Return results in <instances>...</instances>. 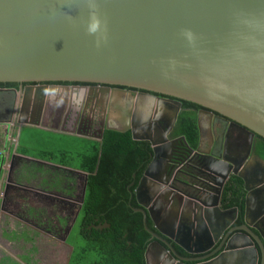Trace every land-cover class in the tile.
I'll list each match as a JSON object with an SVG mask.
<instances>
[{
  "label": "water",
  "instance_id": "obj_1",
  "mask_svg": "<svg viewBox=\"0 0 264 264\" xmlns=\"http://www.w3.org/2000/svg\"><path fill=\"white\" fill-rule=\"evenodd\" d=\"M60 82L104 87L105 102L111 92L109 114L116 125L108 123L107 129L130 132L152 148L153 161L135 190L142 207L136 210L145 225L150 216L157 230L145 227L156 238L146 249L147 264L150 257L152 264L175 263L173 256L164 260L163 243L177 254L169 241L188 254L204 255L228 230V236L241 232L229 237L219 256L198 264H258L259 255L264 264V160L251 171L262 172L256 183L226 157L206 163L220 184L231 170H241L237 175L248 192L244 224L233 226L238 208L222 210L217 197L183 199L180 206L166 199L173 186L161 173L178 151L171 137L176 127L151 126L165 122L156 118L162 112L154 100L158 94L194 103L209 117L216 113L264 139V0H0V83H27L18 92L19 141L27 126L60 131L36 117L35 105L54 106L65 87L49 83ZM107 86L151 94L149 111L139 114L138 99ZM10 125L0 123L4 136ZM198 129L196 153L204 135L201 125ZM147 193L149 199H140Z\"/></svg>",
  "mask_w": 264,
  "mask_h": 264
},
{
  "label": "flooded vegetation",
  "instance_id": "obj_2",
  "mask_svg": "<svg viewBox=\"0 0 264 264\" xmlns=\"http://www.w3.org/2000/svg\"><path fill=\"white\" fill-rule=\"evenodd\" d=\"M49 85L61 86L65 88H61L58 91L59 97L56 98L54 106H50L48 109H46L45 103H35L36 117H40L41 120L51 128H58L60 130L59 132H52L56 133V135H58L59 137H67L68 139H88L101 142L104 137L105 131L108 130V123L110 126L116 125L113 118H111V114H109V111L111 110L109 101H111L112 93L109 92V100L105 102V98H103V94L105 91L102 90L104 87H98V85L94 84L68 82L49 83ZM25 86H27V83L22 85L18 84L17 87L0 86V90H2L0 91V123L10 122L17 127V123L15 120L16 114L19 113L20 109V105L18 106V92L21 87ZM107 87H109L110 90L116 89L122 90L123 92L126 91V96L128 97L130 95H133L134 101L138 99L139 114H141V112L142 114H145L147 111H149L148 107L150 106L151 100L153 99L151 97V94L134 88L115 86ZM128 92H132L133 94H130ZM153 95H155L156 97H154V100L159 102V105L157 107L158 111H162L158 112L156 111L157 108L156 110L154 108L153 115L158 112L156 114V118H160L165 121L163 125L159 127L156 122H152L151 126H153L155 129H161L163 126L172 127V125L177 127L180 115L182 113H190L195 115L198 130V139L200 132V130L198 129L199 125L203 127L204 133V135L202 136L201 150L199 153H196L197 147L199 145V140L196 146H192L187 141V138L185 136L176 134V129L174 130V132H171V137L173 138V140H176V143H174V147H176L178 151L174 156H172V159H168L169 165L165 171V174L163 175V172L161 173L165 180H167V182L173 186L170 190V193L167 194L166 199H173V205L180 206V204H183V199H215L217 197V199H219L222 210L225 211L238 208V216L233 226H242L244 224V221L242 224H237L239 214L241 212L240 208L238 206L230 205L233 199H240L243 202L245 214V199H247L248 192L245 189L243 180L237 175L240 174L241 170L236 172H233V170H231L230 175H228L227 178H223V183L220 184L219 182L221 180L215 177L213 171L211 172L208 168H206V163L208 162V159L218 163L217 160H219V158L221 159L223 157H226L233 162L239 163V165H241V169H243L241 173L248 174L251 177L252 183H256L263 178L262 172L257 171L255 173H252L251 171L255 168L256 165H258L260 160H264V156L258 151L259 145H264V139L260 136L252 135L249 131H247L246 129H242L232 121H229L225 118H220L216 113H213L211 117H209L208 114L203 112L208 110L196 107H187L185 106L183 100L174 99L172 97L164 95ZM175 115L177 117L174 120L173 117ZM28 119H31V116H28ZM10 129H13L11 125L9 129H7V136ZM0 134H5V129L1 126ZM18 147L16 148V150H18ZM150 158L151 163L153 161L152 152L150 153ZM79 171L83 173L74 171V168L67 167V169H65V173H61L59 175L60 181L56 189V194L49 195L47 192L43 193V197L53 199L52 204L54 205V208L51 212V215L53 216V218L51 219V228L55 233L58 232V236L61 239H64L66 237L67 239L69 238L74 240L75 236H77V238L79 239L80 230H76V232L73 231L80 221V212L82 209V206L80 207L79 201H77V199L79 198V188L84 189V199H87L86 196L88 182L87 172L80 169ZM70 174L73 177L72 180L70 178ZM181 174L187 175L188 179L186 183L181 180ZM75 175L83 178L77 179ZM133 177L136 178V175L134 174ZM134 184L135 182H131L127 186V190L131 194L129 199H134L137 204V206H133L134 211L136 213L142 214V212L136 210L142 209V207L138 204L135 196V190L138 185L135 187ZM226 191L227 198H225ZM148 196V193L143 194L140 199H147ZM168 207L170 209V206ZM173 213L174 211L172 210L169 214L173 215ZM211 213L214 214L215 212ZM65 219H67V222L71 224L69 226V228H72L70 235L69 232H64L63 221ZM148 219L151 220L150 216H148L147 221ZM171 220L172 218H170L169 221L171 222ZM147 221L146 225L144 222L145 227L148 226ZM94 222H98V219H95ZM106 224L108 223H94L91 224L88 229L90 230V233L93 232L92 228L102 231L103 229H105L103 227ZM151 226L152 229H149L151 231L157 232L153 221L151 222ZM228 231L223 234L222 238L215 245V247L204 255L188 254L182 248L174 245L167 239L174 246L177 254L174 255L171 248L163 243V246L166 248V255L164 254V260H167V262H169L170 260H172V258L169 257L173 256L175 258L174 264H198L205 261L207 257V260L213 259L219 256V254L224 251L229 237L241 232V230H235L228 236ZM160 236L165 238L162 235ZM151 237L152 241L148 245V247L156 242V238L152 235ZM70 245L72 254L75 249V244L70 243ZM221 245L222 247L220 248ZM213 252L216 253L212 254ZM154 262L155 258L150 257L149 263L152 264ZM258 264H262L261 255H259Z\"/></svg>",
  "mask_w": 264,
  "mask_h": 264
},
{
  "label": "trees",
  "instance_id": "obj_3",
  "mask_svg": "<svg viewBox=\"0 0 264 264\" xmlns=\"http://www.w3.org/2000/svg\"><path fill=\"white\" fill-rule=\"evenodd\" d=\"M17 85L0 83L2 87ZM184 104L201 108L187 101ZM175 129L176 134L185 136L192 146L197 145L198 130L194 114L182 113ZM18 151L28 154L27 147L21 144ZM258 151L264 156L263 144L259 145ZM151 152L148 142L134 141L130 132L107 130L101 142L75 139L70 155L67 151L65 153V160H57V153L52 151L44 150L39 154L45 160L58 161L88 174L87 199H84L80 221L74 230H80L79 241L76 243L75 239H69L70 243L75 244V249L68 264H146L145 252L152 237L145 230L142 214L134 211L133 206L137 204L134 199H129L131 194L127 186L131 182H135V187L138 185L150 163ZM225 195L227 198V191ZM230 205L240 208L237 224H242L243 202L233 199ZM95 219L98 222H94ZM151 222L148 219L150 229ZM94 223H108L111 226L102 231L92 228L93 232L90 233L88 228Z\"/></svg>",
  "mask_w": 264,
  "mask_h": 264
},
{
  "label": "crops",
  "instance_id": "obj_4",
  "mask_svg": "<svg viewBox=\"0 0 264 264\" xmlns=\"http://www.w3.org/2000/svg\"><path fill=\"white\" fill-rule=\"evenodd\" d=\"M11 127L13 129H10L7 137L0 134V264H53L54 252H59L60 248L67 251L68 264L72 255L71 245L67 243L66 237L61 239L58 232L55 233L51 228L53 199L43 197L44 192L56 194L59 175L64 174L68 166L34 154L31 147L23 143V138L32 130L37 133V142L40 137L50 138L53 133L59 143L63 141V146H68L57 153V160L67 159L65 153L67 151L69 154L75 139L59 137L52 131L27 126L23 128L19 141L17 127L13 123ZM19 144L27 147L28 154H21L16 150ZM28 169L34 170V173L22 176ZM74 171L83 173L76 168ZM70 178H73L71 174ZM84 198V189L79 188L77 201L80 207L83 206ZM44 202L48 205L46 208ZM38 205L44 210L41 211Z\"/></svg>",
  "mask_w": 264,
  "mask_h": 264
},
{
  "label": "rangeland",
  "instance_id": "obj_5",
  "mask_svg": "<svg viewBox=\"0 0 264 264\" xmlns=\"http://www.w3.org/2000/svg\"><path fill=\"white\" fill-rule=\"evenodd\" d=\"M16 129H18V126H17ZM28 133L30 135L29 134H25L26 136H24V138H23V143L26 144V145H29L31 147V151L34 154H40L45 149L52 150V151L58 153L62 149H66V147H68V146H63L64 145L63 141H61V143H59V140L56 139V136L53 133H51L50 138H48V137H43V138L40 137L38 139V142H37V133H33V130L29 131ZM1 140H2V138H1ZM60 144H62V145H60ZM65 145H68V142H65ZM33 173H34V170L28 169L27 171L22 173V176H25L27 174H33ZM24 202L25 201H23V203ZM34 202H35V200H34ZM47 206H48L47 203L44 202V208H46ZM38 208H40L41 211L44 210V208L40 207L39 205H38ZM70 225L71 224H69L67 222V219H65L63 221L64 232H68L69 231V235H70V232L72 231V228L69 230V226ZM78 241H79V239L77 238V236H75V242L77 243ZM67 243L70 244L69 238L67 239ZM45 249L50 251V249H48V247H45ZM67 255H68L67 251L65 252L62 248H60L59 252L55 251L54 252V257H53V260H52L53 264L54 263L55 264H66ZM49 262H51V257H49Z\"/></svg>",
  "mask_w": 264,
  "mask_h": 264
},
{
  "label": "clouds",
  "instance_id": "obj_6",
  "mask_svg": "<svg viewBox=\"0 0 264 264\" xmlns=\"http://www.w3.org/2000/svg\"><path fill=\"white\" fill-rule=\"evenodd\" d=\"M95 25L93 24L92 26H91V28H90V31H95Z\"/></svg>",
  "mask_w": 264,
  "mask_h": 264
}]
</instances>
